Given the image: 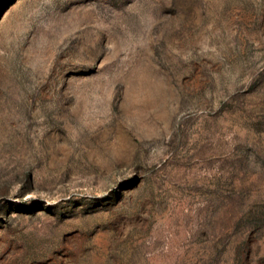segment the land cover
I'll return each instance as SVG.
<instances>
[{"label": "rangeland", "instance_id": "374dc122", "mask_svg": "<svg viewBox=\"0 0 264 264\" xmlns=\"http://www.w3.org/2000/svg\"><path fill=\"white\" fill-rule=\"evenodd\" d=\"M0 264H264V0H0Z\"/></svg>", "mask_w": 264, "mask_h": 264}]
</instances>
